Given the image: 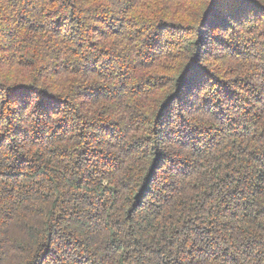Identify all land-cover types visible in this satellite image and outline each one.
I'll return each mask as SVG.
<instances>
[{"label":"trees","instance_id":"16d2710c","mask_svg":"<svg viewBox=\"0 0 264 264\" xmlns=\"http://www.w3.org/2000/svg\"><path fill=\"white\" fill-rule=\"evenodd\" d=\"M0 264H264V0H0Z\"/></svg>","mask_w":264,"mask_h":264}]
</instances>
